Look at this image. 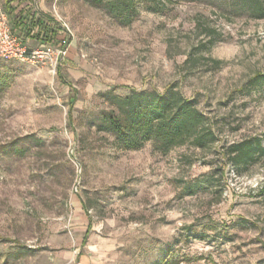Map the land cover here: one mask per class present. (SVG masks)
I'll return each mask as SVG.
<instances>
[{
  "label": "rangeland",
  "instance_id": "rangeland-1",
  "mask_svg": "<svg viewBox=\"0 0 264 264\" xmlns=\"http://www.w3.org/2000/svg\"><path fill=\"white\" fill-rule=\"evenodd\" d=\"M45 7L67 30L64 60L0 55V264L69 263L75 202L107 264H264V17L242 0L139 3L130 23L90 0ZM170 89L213 140L163 154L97 131L100 94ZM249 142L259 151L236 165Z\"/></svg>",
  "mask_w": 264,
  "mask_h": 264
},
{
  "label": "trees",
  "instance_id": "trees-1",
  "mask_svg": "<svg viewBox=\"0 0 264 264\" xmlns=\"http://www.w3.org/2000/svg\"><path fill=\"white\" fill-rule=\"evenodd\" d=\"M99 8L106 10L113 18L130 23L138 15L137 6L144 3L147 9L157 12L170 0H90ZM251 12L258 17H264V0H242ZM11 2L7 4L10 11ZM10 13V12H9ZM14 27L25 32L29 38H36L52 43L56 37V29L40 23L33 17H23L19 14L14 21ZM38 27L35 36L34 28ZM264 79V76H261ZM1 82V81H0ZM2 84L0 83V90ZM100 97L110 106L98 121L97 131L112 135L116 143L125 150H138L146 142H152L154 147L163 154L184 145L194 138L195 145L201 147V141L213 140L212 130L200 136L205 125V117L199 112L193 101L184 98L180 92L170 89L164 94L156 91L131 92L125 97L113 93L100 94ZM260 146L253 142L243 143L233 148L236 165L246 163L255 157ZM264 190V188H263Z\"/></svg>",
  "mask_w": 264,
  "mask_h": 264
},
{
  "label": "crops",
  "instance_id": "crops-1",
  "mask_svg": "<svg viewBox=\"0 0 264 264\" xmlns=\"http://www.w3.org/2000/svg\"><path fill=\"white\" fill-rule=\"evenodd\" d=\"M11 5V9L8 17L10 19L11 28L15 35L19 36L24 43L35 42L39 43L40 46L44 45L45 41L37 40L36 38H29L25 32L19 31V29L14 27L15 18L22 14L23 17H33L39 20L40 23H45L50 28L56 29V37L52 43L58 46H69L70 39L67 32L62 28L61 24L58 22L57 18L45 7L46 0H8ZM7 3V4H8ZM5 12V11H4ZM38 32V27L34 28L32 35L35 36ZM76 206L77 216L74 217V227L72 229L73 235L76 236L74 239V244L71 252L67 253V259L69 263L67 264H107L104 258V252L96 249L95 246L83 244L88 237V224L87 217L83 214V207L80 204L74 203ZM83 241V242H82Z\"/></svg>",
  "mask_w": 264,
  "mask_h": 264
},
{
  "label": "built area",
  "instance_id": "built-area-1",
  "mask_svg": "<svg viewBox=\"0 0 264 264\" xmlns=\"http://www.w3.org/2000/svg\"><path fill=\"white\" fill-rule=\"evenodd\" d=\"M63 25L67 28L66 24ZM43 51H32L27 48L21 38L13 33L8 15L2 10L0 11V55L3 59L25 61L39 58L40 53H44L50 57L55 54L56 63L62 62L67 55L68 45L56 46L54 43L47 42L44 44Z\"/></svg>",
  "mask_w": 264,
  "mask_h": 264
}]
</instances>
